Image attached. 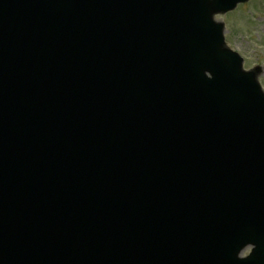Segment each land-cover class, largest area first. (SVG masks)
<instances>
[{
    "label": "water",
    "instance_id": "1",
    "mask_svg": "<svg viewBox=\"0 0 264 264\" xmlns=\"http://www.w3.org/2000/svg\"><path fill=\"white\" fill-rule=\"evenodd\" d=\"M246 1L0 0V264H264V94L213 19Z\"/></svg>",
    "mask_w": 264,
    "mask_h": 264
},
{
    "label": "rangeland",
    "instance_id": "2",
    "mask_svg": "<svg viewBox=\"0 0 264 264\" xmlns=\"http://www.w3.org/2000/svg\"><path fill=\"white\" fill-rule=\"evenodd\" d=\"M217 20L225 24L228 46L245 59L244 68H263L259 81L264 89V0H250Z\"/></svg>",
    "mask_w": 264,
    "mask_h": 264
}]
</instances>
